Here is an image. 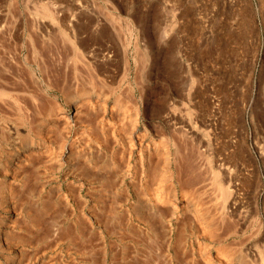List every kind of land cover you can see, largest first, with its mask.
I'll use <instances>...</instances> for the list:
<instances>
[{"label":"rangeland","instance_id":"rangeland-1","mask_svg":"<svg viewBox=\"0 0 264 264\" xmlns=\"http://www.w3.org/2000/svg\"><path fill=\"white\" fill-rule=\"evenodd\" d=\"M0 116L18 264H264V0H0Z\"/></svg>","mask_w":264,"mask_h":264},{"label":"bare ground","instance_id":"bare-ground-1","mask_svg":"<svg viewBox=\"0 0 264 264\" xmlns=\"http://www.w3.org/2000/svg\"><path fill=\"white\" fill-rule=\"evenodd\" d=\"M38 26V25H37ZM68 67V66H67ZM42 70V69H41ZM62 73V72H61ZM53 74V73H52ZM55 74H57V73H55ZM55 76V75H54ZM61 76V75H60ZM40 78V77H39ZM63 78V77H62ZM66 79V78H65ZM47 80V79H46ZM69 80V79H68ZM50 81V80H49ZM39 82V81H38ZM63 82V81H62ZM68 82V81H67ZM72 82V81H71ZM50 83V82H49ZM65 83V82H64ZM51 84H52V82H51ZM58 83H57V81L55 82V84H54V82H53V84H52V87H55V85H57ZM59 85V84H58ZM58 85H57V87H58ZM85 85V84H84ZM62 86V85H61ZM87 86V85H86ZM67 87V86H66ZM62 89V88H61ZM62 92V91H61ZM82 106V105H81ZM75 108V107H74ZM81 110V109H80ZM78 110H76V112H77ZM79 113V112H78ZM73 115H75V113L74 114H72V116ZM68 116V115H67ZM70 116V115H69ZM59 119L60 118H64L65 117V115H64V113H61V114H59L58 116H57ZM56 117V118H57ZM74 117V116H73ZM70 118H71V116H70ZM15 119V118H14ZM37 119V118H36ZM57 121H58V119H57ZM17 122V121H16ZM13 119H11V118H7V116L5 117H1L0 116V172H3L4 170H6V169H8V168H12V166H11V161L9 160V154H10V151L12 150V148L14 147V146H19V145H21L19 148L20 149H24V151L25 152H27L28 153V155H26V156H23L22 157V159H21V162H24V164H26L25 162H30V160H31V158L34 156L35 157V155H40V154H42L43 152H41L40 150H41V148H44L43 150L46 152V149H48L49 148V146H51V145H48L47 143H45L44 145H42V143L41 142H39V143H37V145L35 144H30L29 142H26V143H24L23 142V140H22V136H23V132L26 130V127H25V125H19V124H17ZM52 122H55V121H52ZM34 123V122H33ZM56 131V130H55ZM61 132V131H60ZM46 133V132H45ZM56 133V132H55ZM114 133H116V132H114ZM47 134V133H46ZM119 134V133H118ZM43 136V135H42ZM60 136V135H59ZM122 136V135H121ZM51 137H53V136H51ZM63 137V136H62ZM123 138V137H122ZM32 139V138H31ZM125 140V139H124ZM48 141V140H47ZM46 141V142H47ZM50 141H52V139L50 140L49 139V142L48 143H50ZM54 141V140H53ZM55 142V141H54ZM58 142H59V139H58ZM60 143V142H59ZM58 143V144H59ZM51 144V143H50ZM57 145V144H56ZM133 147H134V145H133ZM135 148V147H134ZM53 149V148H52ZM63 149H64V147H63ZM42 150V151H43ZM149 150V149H148ZM19 151V150H18ZM52 152L51 150H48V152ZM132 151V150H131ZM138 151V150H137ZM146 151V150H145ZM49 152V153H50ZM148 153V152H147ZM146 153V154H147ZM13 154V153H12ZM22 154H23V152H22ZM43 155V154H42ZM50 155V154H49ZM62 155V154H61ZM132 155V154H131ZM130 155V156H131ZM138 155V154H137ZM37 156V157H38ZM114 156V155H113ZM169 156V155H168ZM47 157V156H46ZM45 157V158H46ZM62 157V156H61ZM64 157V156H63ZM115 157V156H114ZM136 157V156H135ZM147 157V156H146ZM49 158V157H48ZM66 158V157H65ZM103 158V157H102ZM18 159H20V158H18ZM17 159V160H18ZM41 159V158H40ZM44 159V158H43ZM55 159V158H54ZM108 159V158H107ZM107 159H106V161H107ZM116 159V158H115ZM139 159V158H138ZM61 160H63V159H61ZM94 160V159H93ZM95 160H97V159H95ZM103 160V159H102ZM135 160V159H134ZM141 160V159H140ZM18 161H20V160H18ZM37 161V160H36ZM45 161V160H44ZM105 161V162H106ZM119 161V160H118ZM151 161V160H150ZM16 162V161H15ZM52 162H53V160H52ZM111 162V161H110ZM179 162V161H178ZM17 163V162H16ZM43 163V162H42ZM147 163H148V160H147V158H145V161H143V165L142 166H144V167H146L147 166ZM164 163V162H163ZM20 164H23V163H20ZM23 164V165H24ZM37 164V163H36ZM114 164V163H113ZM120 164V163H119ZM131 164V163H130ZM130 164H128V165H130ZM51 165V164H50ZM98 165V164H97ZM105 165V164H104ZM121 165V164H120ZM169 165V164H168ZM11 166V167H10ZM18 166H20V165H18ZM26 166V165H25ZM24 166V167H25ZM56 166V165H55ZM141 166V167H142ZM15 167V166H14ZM22 167V166H21ZM84 167V166H83ZM114 167V166H113ZM118 167V166H117ZM120 167H122V166H120ZM130 167V166H129ZM138 167V166H137ZM166 167H167V165H166ZM178 167V166H177ZM176 167V168H177ZM29 168V167H28ZM51 168H52V166H51ZM119 168V167H118ZM127 168V167H126ZM139 169H140V167H138ZM164 168V167H163ZM168 168V167H167ZM175 168V167H174ZM17 169V168H16ZM21 169V168H20ZM35 169V168H34ZM84 169H86V168H84ZM107 169V168H106ZM134 169V168H133ZM143 169V168H142ZM170 169V168H169ZM14 169H12L11 171H13ZM17 170H19V169H17ZM108 170V173H109V168L107 169ZM112 170V169H111ZM113 170H115V169H113ZM121 170H123V169H121ZM121 170H119V172L121 171ZM138 170V169H137ZM141 170V169H140ZM147 171H148V169H146ZM7 171V170H6ZM16 171V170H15ZM103 171V170H102ZM125 171V170H124ZM133 171V170H132ZM168 171V170H167ZM10 172V171H9ZM107 172V171H106ZM112 172H114V171H112ZM138 172V171H137ZM140 172V171H139ZM144 172V171H143ZM150 172H151V169H150ZM166 172V171H165ZM164 172V174H166ZM17 173H19L18 171H17ZM16 173V174H17ZM111 173V172H110ZM130 173V172H129ZM145 173H146V171H145ZM169 173L171 174V172L169 171ZM14 174V173H13ZM16 174H15V176L13 175V177L15 178L16 177ZM22 174V173H21ZM21 174H19V175H21ZM97 174V173H96ZM95 174V175H96ZM99 174V173H98ZM97 174V175H98ZM105 174V173H104ZM125 174H127V171L125 172ZM164 174H163V176H164ZM173 174V173H172ZM177 174V173H176ZM18 175V176H19ZM39 175V174H38ZM97 175H96V177H97ZM103 175V174H102ZM106 175V174H105ZM169 175V174H168ZM174 175V174H173ZM17 176V177H18ZM104 176V175H103ZM108 176V175H107ZM115 176V175H114ZM120 176V175H119ZM163 176H161V177H163ZM170 176V175H169ZM20 177V176H19ZM110 177V176H109ZM109 177H107V178H109ZM165 177V176H164ZM28 178V177H27ZM36 178V177H35ZM119 178V177H118ZM129 178V177H128ZM140 178V177H139ZM19 179V178H18ZM106 179V178H105ZM167 179V178H166ZM28 180V179H27ZM147 180V179H146ZM18 181V180H17ZM164 180L162 179V181H160V182H158V183H162ZM34 182V181H33ZM109 182V181H108ZM14 183V182H13ZM167 183V182H166ZM179 183V182H178ZM106 184V183H105ZM148 184V183H147ZM157 184V183H156ZM28 185V184H27ZM107 185V184H106ZM105 185V186H106ZM111 185V184H110ZM112 185H113V182H112ZM114 185H115V183H114ZM162 185V184H161ZM163 185H164V183H163ZM162 185V187H163V189L165 188L164 186ZM167 185V184H166ZM173 185V184H172ZM31 186H32V184H31ZM109 186V185H108ZM107 186V187H108ZM160 186V185H159ZM6 187V186H5ZM29 187V186H28ZM111 188V187H110ZM161 188V187H160ZM4 189V188H3ZM35 189V188H34ZM108 189V188H107ZM138 189V188H137ZM1 190V189H0ZM37 190V189H36ZM134 190H136V189H134ZM156 190H159V189H156ZM169 190V189H168ZM176 190V189H175ZM19 191V190H18ZM22 191V190H21ZM38 191V190H37ZM143 191V190H142ZM136 192H137V190H136ZM156 192H158V191H156ZM161 192V190L159 191V193ZM140 193H141V191H140ZM159 193H157V194H159ZM1 194H3V193H1ZM17 194V193H16ZM20 194V193H19ZM135 194V193H134ZM194 194V193H193ZM33 195V194H32ZM139 195V194H138ZM144 195V194H143ZM163 195V194H162ZM2 196V195H1ZM43 196V195H42ZM47 196V195H46ZM19 197V196H18ZM51 197V196H50ZM142 197H144V196H142ZM29 198V197H28ZM39 198V197H38ZM1 199H3V198H1ZM10 199V198H9ZM17 199V198H16ZM20 199V198H19ZM18 199V200H19ZM36 199V198H35ZM46 199V198H45ZM45 199L44 200H42V201H45ZM143 199H145V198H143ZM160 199V198H159ZM163 199H166V198H163ZM28 200H30V199H28ZM171 200V199H170ZM169 200V201H170ZM21 201H23V200H21ZM34 201V200H33ZM53 201V200H52ZM145 202H147V199H145L144 200ZM155 201V200H154ZM161 201H163V200H161ZM197 201V200H196ZM24 202V201H23ZM50 202V201H49ZM140 202V201H139ZM143 202V201H142ZM4 203H6V202H4ZM3 203V204H4ZM8 203V202H7ZM15 203V202H14ZM19 203V202H18ZM50 203H52V202H50ZM151 203V202H150ZM156 203V202H155ZM160 203V202H159ZM158 203V204H159ZM164 203V202H163ZM43 204V203H42ZM46 204V203H45ZM146 204V203H145ZM145 204H143V205H145ZM162 204V203H161ZM166 204V203H165ZM192 204V203H191ZM2 204H1V202H0V206H1ZM32 205V204H31ZM44 205V204H43ZM56 204H54V206H55ZM147 205V204H146ZM145 205V206H146ZM157 205V204H156ZM163 205V204H162ZM172 205V204H171ZM176 205V204H175ZM7 206V205H6ZM10 206V205H9ZM48 206V205H47ZM144 206V207H145ZM4 207V206H3ZM25 206H23V208H24ZM35 207V206H34ZM38 207V206H37ZM50 207V206H49ZM137 207V206H136ZM166 207V205L164 206V208ZM168 207V206H167ZM170 207V206H169ZM197 207V206H196ZM2 208V207H1ZM6 208V207H5ZM32 208V207H31ZM156 208V207H155ZM155 208H152V207H149V210H151V209H155ZM158 209H157V211H162V210H160V209H163L162 207L161 208H159V207H157ZM177 208V207H176ZM185 208V207H184ZM201 208V207H200ZM35 209H36V207H35ZM37 209H39V208H37ZM36 209V211H32V212H35V214L33 213H31V212H29V213H31L33 216H31V217H27L26 219L28 220V222L26 223V227H25V230H29V231H32V229H31V227L30 226H34V225H36L37 223H40V220L39 219H42L43 217H42V215H44L45 213H43L42 212V210L41 209H39V210H37ZM51 209H52V207H51ZM146 209H148V208H146ZM166 209V208H165ZM195 209V208H194ZM203 209V208H202ZM2 210V209H1ZM34 210V209H33ZM41 210V211H40ZM48 210V209H47ZM142 210V209H141ZM156 210V209H155ZM169 210V209H168ZM206 210V209H205ZM12 211V210H11ZM105 211V210H104ZM112 211V210H111ZM110 211V212H111ZM38 212V213H37ZM47 213H48V211H46ZM115 212V211H114ZM151 212H152V210H151ZM154 212H156V211H153V214H154ZM167 212V211H166ZM165 212V213H166ZM190 212V211H189ZM206 212V211H205ZM25 213H27V212H25ZM51 213V212H50ZM118 213V212H117ZM144 213H146V211L144 212ZM164 213V212H163ZM165 213H164V215H165ZM49 214V213H48ZM143 214V213H142ZM141 214V215H142ZM147 214H149V212H148V210H147ZM186 214V213H185ZM191 214V213H190ZM193 214V213H192ZM196 214V213H195ZM194 214V216H197V215H195ZM199 214V213H198ZM209 214V213H208ZM22 215V214H21ZM27 215V214H26ZM46 215V214H45ZM53 215V214H52ZM56 215V214H55ZM108 215V214H107ZM173 215V214H172ZM177 215V214H176ZM199 215H201V213L199 214ZM4 216V215H3ZM2 215H0V264H18V254H17V250H18V248L15 246L16 245V242H12V243H15L13 246L14 247H12V245L10 246V240H14L15 238H18V236H19V234L18 235H16L17 233H15L14 231H13V229H12V227H10L11 225H8V223L6 222V220H5V217H3ZM47 216V215H46ZM56 216H58V214L56 215ZM110 216V215H109ZM143 216V215H142ZM146 216V215H145ZM144 216V217H145ZM148 216V215H147ZM193 216V217H194ZM202 216V215H201ZM209 216V215H208ZM42 217V218H41ZM50 217V216H49ZM140 217V216H139ZM150 217H151V215H150ZM149 216L147 217V218H149L147 221H149L150 222V219H152V218H150ZM166 217H167V215H166ZM169 217V216H168ZM182 217V216H181ZM189 217V216H188ZM192 217V216H191ZM45 218H47V217H45ZM57 218V217H56ZM119 218V217H118ZM141 219H142V217H140ZM185 218V217H184ZM200 218H203V216L202 217H200ZM199 218V219H200ZM9 219V218H8ZM19 219V218H18ZM25 219V218H24ZM53 219V218H52ZM160 219V218H159ZM158 219V220H159ZM181 219V218H180ZM183 219V218H182ZM21 220V219H20ZM56 220V219H55ZM82 220V219H81ZM110 220V218L108 219V221ZM117 220V219H116ZM139 220V219H138ZM144 220V219H143ZM194 220H195V218H194ZM210 220V219H209ZM15 221H17V222H19V220H14V222ZM21 221H23V220H21ZM25 221V220H24ZM51 219H49V221L48 222H50V224H48V227H51V231L49 230V232H50V235H54V233H55V231L57 230L53 225L54 224H58V223H54V222H56V221H52ZM59 221V220H58ZM77 221V220H76ZM145 222H147L146 220H144ZM154 221V219L152 220V222ZM161 221V220H160ZM196 221H197V217H196ZM11 222V221H10ZM30 222H31V225H30ZM45 222V221H44ZM60 222V221H59ZM106 222V221H105ZM180 222V221H179ZM178 222V223H179ZM193 222V221H192ZM20 223V222H19ZM24 223V222H23ZM110 223V222H109ZM159 223V222H158ZM161 223V222H160ZM159 223V224H160ZM183 223V222H182ZM188 223V222H187ZM10 224V223H9ZM41 224V223H40ZM111 224H112V222H111ZM165 224V223H164ZM177 224V223H176ZM13 225H15V223L13 224ZM22 225V224H21ZM39 225V224H38ZM37 225V226H38ZM43 225V224H42ZM56 229H52L53 227ZM110 225V224H109ZM152 225V224H151ZM189 225V224H188ZM196 225V224H195ZM194 225V226H195ZM36 226V227H37ZM81 226V225H80ZM83 226V225H82ZM82 226H81V228H82ZM111 226V225H110ZM200 226V225H199ZM207 226V225H206ZM205 226V227H206ZM17 227V226H16ZM47 227V226H46ZM124 227H126V226H124ZM180 227V226H179ZM202 227V226H201ZM204 227V228H205ZM22 228V227H21ZM44 228H45V226H44ZM154 228V227H153ZM162 228V227H161ZM189 228V227H188ZM24 229V228H23ZM58 229H61L60 227H58ZM62 229H64V227L62 228ZM83 229V228H82ZM86 229V228H85ZM134 229V228H133ZM156 229V228H155ZM160 229V228H159ZM164 229V228H163ZM20 231H21V229H19ZM204 230V229H203ZM202 230V231H203ZM207 230V229H206ZM17 231V230H16ZM19 231V232H20ZM60 231V230H59ZM76 231V230H75ZM80 231H81V229H80ZM142 231H144V230H142ZM162 231V230H161ZM22 232H23V230H22ZM38 232V231H37ZM62 232V231H61ZM83 232V231H82ZM138 232H140V231H138ZM156 232V231H155ZM172 232V231H171ZM198 232V231H197ZM21 233V232H20ZM24 233H26V232H24ZM29 233H32V232H29ZM45 233V232H44ZM58 233V232H57ZM141 233V232H140ZM150 233V232H149ZM168 233V232H167ZM166 233V234H167ZM206 232L204 231V234H205ZM28 234V233H27ZM37 234H39V233H36V235ZM43 234V233H42ZM46 234H47V232H46ZM84 234V233H83ZM82 234V235H83ZM199 234H200V232H199ZM203 234V233H202ZM23 234H21V236H22ZM25 235V234H24ZM23 235V236H24ZM56 235V234H55ZM123 235V234H122ZM142 235H143V233H142ZM151 235V234H150ZM159 235V234H158ZM175 235V234H174ZM206 235V234H205ZM212 235V234H211ZM25 236H27V235H25ZM30 236V235H29ZM43 236H44V234H43ZM42 236V237H43ZM45 236H47V235H45ZM126 236V235H125ZM147 236V235H146ZM145 236V237H146ZM173 236V235H172ZM187 236V235H186ZM200 236V235H199ZM41 237V238H42ZM50 237V236H49ZM48 237V238H49ZM56 237V236H55ZM19 238H21V237H19ZM28 238V237H27ZM168 239H169V236L167 237ZM213 238V237H212ZM211 238V239H212ZM23 239V238H22ZM25 239V238H24ZM23 239V240H24ZM84 239V238H83ZM123 239V238H122ZM137 239V238H136ZM152 239V238H151ZM221 239V238H220ZM47 240V239H46ZM132 240V239H131ZM143 240H144V238H143ZM213 240V239H212ZM218 240V239H217ZM29 241V240H28ZM147 241V240H146ZM160 241V240H159ZM177 241V240H176ZM197 241V240H196ZM199 241V240H198ZM9 242V243H8ZM21 242H23V241H21ZM21 242H19L20 244H21ZM201 242V241H200ZM18 243V244H19ZM149 243V242H148ZM159 243V242H158ZM177 243V246H176V244H175V249L176 250H174V251H178V253L180 252L179 250H181V248L178 250L177 249V247L179 246H184L183 245V243H182V245H180L181 243L180 242H176ZM205 243V242H204ZM17 244V245H18ZM144 244V243H143ZM167 244V243H166ZM201 244V243H200ZM208 244V243H207ZM219 244V243H218ZM120 245V244H119ZM127 245V244H126ZM147 245V244H146ZM202 245V244H201ZM222 245V244H221ZM150 245H148V247H149ZM167 246V245H166ZM169 246L170 247H172V245H170L169 244ZM169 246H167V247H169ZM207 246V245H206ZM210 246V245H209ZM223 246V245H222ZM20 247V246H19ZM119 247H121V246H119ZM128 247H130L129 245H128ZM127 247V248H128ZM157 247V246H156ZM155 247V248H156ZM166 247V248H167ZM199 246H197V248H198ZM21 248H22V246H21ZM123 248V247H122ZM133 248V247H132ZM139 248V247H138ZM150 248V247H149ZM153 248V247H152ZM159 248V247H158ZM163 248V247H162ZM184 248V247H183ZM182 248V249H183ZM192 248V247H191ZM205 248V247H204ZM216 247H214V249H215ZM219 248V247H218ZM121 249V248H120ZM141 249V248H140ZM139 249V250H140ZM170 249V248H169ZM174 249V248H173ZM217 249V248H216ZM220 249V248H219ZM24 250V249H23ZM143 250H145L144 248H143ZM151 250V249H150ZM155 250V249H154ZM158 250V249H157ZM168 249H166V251H167ZM218 250V249H217ZM131 251V250H130ZM133 251V250H132ZM147 251V250H146ZM172 251V250H171ZM184 251V250H183ZM182 251V252H183ZM216 252V251H215ZM218 252V251H217ZM23 253V252H22ZM161 253V252H160ZM159 253V254H160ZM190 253V252H189ZM24 254V253H23ZM119 254V253H118ZM123 254V253H122ZM140 254V253H139ZM149 254V253H148ZM169 254V253H168ZM168 254H166V255H168ZM175 254H176V256H177V253L175 252ZM182 254V253H181ZM199 254H201V253H199ZM198 254V255H199ZM120 255V254H119ZM127 255H129V254H127ZM136 255V254H135ZM153 255V254H152ZM161 255V254H160ZM173 255V254H172ZM186 255V254H185ZM218 255H219V253H218ZM217 255V256H218ZM21 256V255H20ZM24 256H26V254L24 255ZM133 256V255H132ZM149 256V255H148ZM174 256V255H173ZM172 256V257H173ZM175 256V257H176ZM180 256V255H179ZM192 256V255H191ZM212 256V255H211ZM150 257V256H149ZM185 257V256H184ZM200 257V256H199ZM137 258V257H136ZM135 258V261L137 260ZM151 258V257H150ZM157 258V257H156ZM170 258H171V256H170ZM177 258V257H176ZM176 258H175V260H176ZM178 258H180V257H178ZM202 258V257H201ZM210 258V257H209ZM25 259H26V257H25ZM152 259V258H151ZM165 259V258H164ZM169 259V258H168ZM167 259V260H168ZM182 259V258H181ZM184 259V258H183ZM26 260H28V259H26ZM120 260H121V258H120ZM134 260V259H133ZM159 260V259H158ZM173 260V259H172ZM186 260V259H185ZM198 260H199V258H198ZM214 260V259H213ZM20 261H24V259H21ZM138 261V260H137ZM145 262H146V260H144ZM143 261V262H144ZM183 261V260H182ZM202 261V260H201ZM25 262V261H24ZM141 262V261H140ZM139 262V263H140ZM162 262V261H161ZM168 262V261H167ZM180 262H181V260H180ZM191 262H193V261H191ZM195 262V261H194ZM26 263V262H25ZM29 262H27V264H28ZM31 263V262H30ZM158 263V262H157ZM170 263V262H169ZM200 263V262H199ZM202 263V262H201ZM19 264H23V263H19ZM138 264V263H137ZM142 264V263H141ZM146 264H151L150 262H148V263H146ZM190 264V263H189ZM203 264V263H202ZM207 264V263H206ZM214 264V263H213Z\"/></svg>","mask_w":264,"mask_h":264}]
</instances>
